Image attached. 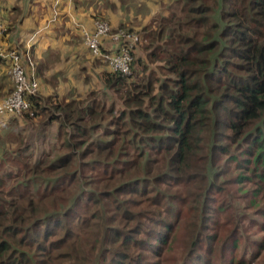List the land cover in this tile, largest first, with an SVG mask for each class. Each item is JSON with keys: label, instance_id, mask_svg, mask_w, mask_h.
I'll return each instance as SVG.
<instances>
[{"label": "trees", "instance_id": "obj_1", "mask_svg": "<svg viewBox=\"0 0 264 264\" xmlns=\"http://www.w3.org/2000/svg\"><path fill=\"white\" fill-rule=\"evenodd\" d=\"M132 31L155 70L140 56L139 80L106 73L123 108L79 112H95L102 134L64 110L58 157L28 162L18 148L15 170H0V264L263 256L264 0H173Z\"/></svg>", "mask_w": 264, "mask_h": 264}, {"label": "crops", "instance_id": "obj_2", "mask_svg": "<svg viewBox=\"0 0 264 264\" xmlns=\"http://www.w3.org/2000/svg\"><path fill=\"white\" fill-rule=\"evenodd\" d=\"M10 1L0 0L1 17L7 27L4 44L6 47L23 48L27 44L33 47V58L37 66L39 90L42 95L56 93L67 96L79 93L80 90H85L83 83L85 74L91 71H98V73L95 77L92 73L87 74V77L92 75L93 79L95 78L105 89L104 78L106 73L111 71L106 64L105 70L96 69L97 67L91 62L88 50L82 42H77L81 40V28L91 29L94 21L100 19L97 18L100 15L95 14L98 8L97 0L92 2L87 0H12V11L8 5ZM87 4L90 7L86 8ZM54 12H57L56 20L47 26ZM131 19L129 18L127 24H122L129 26L131 23H137V18L133 16ZM130 27L134 28L132 25ZM34 33L36 36L31 39ZM141 44L142 42L139 45ZM138 46L136 52H138ZM139 52H142V49ZM10 90L8 61L0 58V101ZM8 116L9 114L0 115V126L8 124L14 129V125L17 128L22 125L24 118L21 120L16 115L18 121L16 124L7 122Z\"/></svg>", "mask_w": 264, "mask_h": 264}, {"label": "rangeland", "instance_id": "obj_3", "mask_svg": "<svg viewBox=\"0 0 264 264\" xmlns=\"http://www.w3.org/2000/svg\"><path fill=\"white\" fill-rule=\"evenodd\" d=\"M87 1L92 2V0H87ZM171 2H173V0H124L123 2H121L120 0H115V1L97 0L98 8L96 10L97 13L95 14L97 15L99 14L100 15L99 17H102L99 20H106L109 21L110 24L112 23L111 26L114 29H119L120 27L124 29L128 28V25H124V24H127L129 18L131 19V17L134 16V18H137L136 21L138 23V26L136 22L129 24V26L132 25L134 27L132 28V30L140 31L141 30L140 26H145L147 24H150L152 19H156V18L159 19L160 14L166 15L168 13V5ZM8 5L10 7V10L12 11V6H13L12 0L8 2ZM87 7H90L89 4H87L86 8ZM135 12H137L138 14L137 13L135 14ZM0 13H1V7H0ZM56 14L57 12L53 13L55 17ZM52 16L50 17L52 18ZM51 18L48 21V23L46 22L47 26L48 25L50 26L54 22L53 19ZM122 23L124 24L122 25ZM35 36L36 33L33 34V38H35ZM77 42L79 43L82 42V38L81 40H77ZM25 46L19 49L24 50ZM8 48H12V47H8ZM141 49L142 52H139V50ZM137 50L138 52H136L134 55L135 59L139 58L140 56H143L140 57L141 59H145L144 43L139 45ZM33 51L34 49L31 46V59L35 64L36 76L38 80L37 66L33 58ZM89 54L91 56L92 64L97 67L96 69L98 70L106 69L104 62L94 57L90 52ZM146 63L150 69L155 70V64L151 63L149 60H146ZM141 66L142 65H139L138 63L135 64V68L133 69L132 74L128 76L130 80L137 81L142 76H145L147 74L140 69ZM90 73H92L93 77H95V74H97L98 71L97 72L91 71ZM90 73L85 74V79L83 82L85 85V90L83 91L80 90L79 93H76L77 95L70 94L67 96H60L56 93H53L45 96L42 95L41 91L39 90L38 94L36 96L31 97L30 99L31 114H16L18 116L21 115L19 116L21 120L24 118V120H22V125L19 124L20 125L19 128H17L15 125H14V129L10 128L8 124H7L8 126L7 125L0 126V160L7 158L6 163L5 161L2 162L0 161V170H3L4 168L15 170L14 168L17 161L14 160L18 159V154H19L18 148H21L22 158H25L28 162H32L36 158L44 157L46 155L48 156L49 154H50L49 158L51 159L58 157L62 152L61 144H60L62 137L60 136V134L58 137V133L60 132L59 124L60 122L62 123L63 119H64L63 122L66 123L63 115V113L65 112L64 110L68 111V109L71 110L76 108V111H78L76 115L78 122L77 125L83 126L86 123V126L88 129H90L91 131L90 133L92 134L93 137H97L99 133L102 134L103 124L101 122L96 121L102 119L99 118L94 119L95 118V112H94L92 113L91 116L89 117L87 116L86 120H79V112L81 111V109H83L88 104L90 106L92 105L98 106L99 103L101 105L104 103L106 108L110 106H114V108L115 107L119 108V109H115V111L118 112V110L123 108V104L121 99L117 96L118 95L117 93L111 90H105L103 86H101L95 78L93 79L92 75L87 77L88 76L87 74ZM136 73L138 74V76L136 75ZM8 74H9V61H8ZM11 89H12V81H11ZM37 98L39 100V104L41 105L40 107H43L44 110L41 108L39 109L37 108L34 111V101H32V99L36 100ZM70 102H72L71 107L69 108L65 107V105ZM56 103H60L59 109H57L54 106ZM97 110H99L98 107L96 108V111ZM106 111H107L106 109L102 111L104 113L103 115L104 120H107ZM52 114H55L56 118L47 121V118ZM14 115L15 114L10 113L9 116L7 117V122L10 121L18 124L17 116L15 115L16 117H13ZM108 118H111V115H109ZM94 123L98 124V126L93 127ZM175 249L177 250L178 248ZM262 254L263 256L261 255L262 257H260V259L258 261H255L253 264H264V261L262 262V259L264 258V252Z\"/></svg>", "mask_w": 264, "mask_h": 264}, {"label": "built area", "instance_id": "obj_4", "mask_svg": "<svg viewBox=\"0 0 264 264\" xmlns=\"http://www.w3.org/2000/svg\"><path fill=\"white\" fill-rule=\"evenodd\" d=\"M51 19L56 20L55 15ZM6 30L0 13V58L9 61L12 81L11 92L0 101V115L31 114L30 99L39 91L31 45L27 44L24 50L6 47ZM81 38L88 51L104 62L112 73L127 77L132 74L136 48L141 43L138 32L121 27L114 29L106 20H95L93 28H81Z\"/></svg>", "mask_w": 264, "mask_h": 264}]
</instances>
